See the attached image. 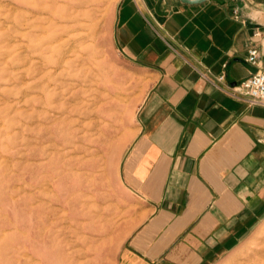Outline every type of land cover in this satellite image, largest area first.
Segmentation results:
<instances>
[{
  "label": "crops",
  "instance_id": "0c3cea01",
  "mask_svg": "<svg viewBox=\"0 0 264 264\" xmlns=\"http://www.w3.org/2000/svg\"><path fill=\"white\" fill-rule=\"evenodd\" d=\"M105 32L149 80L117 169L109 264H209L264 217V107L231 91L264 72V0H120Z\"/></svg>",
  "mask_w": 264,
  "mask_h": 264
},
{
  "label": "rangeland",
  "instance_id": "374dc122",
  "mask_svg": "<svg viewBox=\"0 0 264 264\" xmlns=\"http://www.w3.org/2000/svg\"><path fill=\"white\" fill-rule=\"evenodd\" d=\"M119 1L0 0V264L115 260L117 169L149 83L109 46ZM209 264H264V217Z\"/></svg>",
  "mask_w": 264,
  "mask_h": 264
},
{
  "label": "built area",
  "instance_id": "2783aa9c",
  "mask_svg": "<svg viewBox=\"0 0 264 264\" xmlns=\"http://www.w3.org/2000/svg\"><path fill=\"white\" fill-rule=\"evenodd\" d=\"M257 59V49L254 47L248 49L246 62L250 65L256 66L258 63ZM223 80L224 75L217 77V82H222ZM231 91L238 96V99L243 101L249 107H264V72L259 71L251 75L245 81L234 85L231 88Z\"/></svg>",
  "mask_w": 264,
  "mask_h": 264
},
{
  "label": "water",
  "instance_id": "95a60500",
  "mask_svg": "<svg viewBox=\"0 0 264 264\" xmlns=\"http://www.w3.org/2000/svg\"><path fill=\"white\" fill-rule=\"evenodd\" d=\"M179 1L185 5H198L204 3L207 0H179Z\"/></svg>",
  "mask_w": 264,
  "mask_h": 264
},
{
  "label": "bare ground",
  "instance_id": "6f19581e",
  "mask_svg": "<svg viewBox=\"0 0 264 264\" xmlns=\"http://www.w3.org/2000/svg\"><path fill=\"white\" fill-rule=\"evenodd\" d=\"M94 104V103H93ZM93 106V105H92ZM97 108V107H96ZM94 128V127H93ZM103 136V135H102ZM86 137V136H85Z\"/></svg>",
  "mask_w": 264,
  "mask_h": 264
}]
</instances>
